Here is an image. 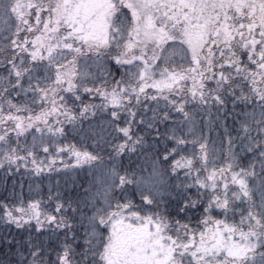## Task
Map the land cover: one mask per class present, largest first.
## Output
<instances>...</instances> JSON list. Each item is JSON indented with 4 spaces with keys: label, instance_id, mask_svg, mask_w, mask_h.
<instances>
[{
    "label": "snow or ice",
    "instance_id": "6c2138e0",
    "mask_svg": "<svg viewBox=\"0 0 264 264\" xmlns=\"http://www.w3.org/2000/svg\"><path fill=\"white\" fill-rule=\"evenodd\" d=\"M207 7L205 0H14L0 13V96L22 89L24 100L8 103L26 113L0 120V140L15 134L20 146L7 160L37 176L97 169L89 211L82 205L76 222L92 264H264V27L237 47L233 29L220 28ZM228 97L234 111L245 107L235 134L222 124L217 140L213 109L223 111ZM84 121L92 122L91 140L69 141V128L76 133ZM105 145L115 159L142 150L145 168L100 169ZM49 192L53 201L50 185ZM46 202L21 193L12 208L0 202V216L17 227L32 222L37 233L48 224L73 227L65 215L77 212L71 201L54 200L51 211ZM121 240L124 256L116 259Z\"/></svg>",
    "mask_w": 264,
    "mask_h": 264
},
{
    "label": "trees",
    "instance_id": "16d2710c",
    "mask_svg": "<svg viewBox=\"0 0 264 264\" xmlns=\"http://www.w3.org/2000/svg\"><path fill=\"white\" fill-rule=\"evenodd\" d=\"M22 2H26V0H22ZM8 4H14V0H0V13L3 12L4 7ZM245 14L246 12L244 11V17ZM239 18L241 19L242 16H239ZM245 21L244 19L236 22L234 16H232V26L234 23L241 24ZM16 22L15 13H13L12 23L15 24ZM2 35L0 34V36ZM241 43L238 40L233 41V44L237 47ZM0 60H2V54H0ZM17 63H19V60H17ZM4 75L5 73L0 71V76ZM3 83H6V81H0V84ZM2 91L3 89L0 87V92ZM16 93H19V95H15ZM9 97L17 105L24 100L22 89L9 88L5 95L0 96V120L8 112H12L13 115H26V113H16L11 108L8 103ZM231 101L232 97H228L223 111L217 108L213 109L212 119L215 121L216 129V132L212 134L214 139L218 140L224 137L222 124L230 128L233 134L236 132V121L239 119L238 113L243 111L245 106L237 103L235 106L236 110L234 111ZM197 116L200 119L201 127H203V116L200 113H197ZM217 116H219V119H217ZM100 118L98 116L97 120ZM91 123V121H84L83 126L76 133H73L69 128L67 139L81 143L80 136L84 135L90 141L91 136L88 128ZM12 124L13 122L9 120L7 126H12ZM5 127V125L0 124V134H3ZM142 130V125L137 126V132ZM114 137L115 134L113 133V143L116 142ZM26 142L25 139H21V143ZM13 145L16 146L18 151L20 150V146L16 145L15 134H11L8 137L7 143L0 140V164L4 165L0 167V202H6L8 207L12 208L19 202L20 194L23 193L25 201L37 196L47 201L46 203H42V207L49 211L53 207L54 200L62 199L66 206L71 201L76 207L77 212L73 213L71 208H67L65 215L70 218V222L73 224V227L70 229L67 227L60 229L55 225L48 224L46 225L47 231L40 233L36 232V226L32 222L25 223L21 220L22 227H17L15 223H6L4 217L0 216V264H58L59 256L65 252L67 253V264H92V257L88 255L87 251L90 246L85 243L86 237L82 226L76 222L79 219L82 205H84L82 209L84 212L87 213L89 211L87 207L88 198L97 188L95 183V178L98 174L97 169H89L85 166L82 170L53 171L37 176L30 170L26 171L23 166L17 170L16 166L9 165L7 155L11 153ZM89 147H91L90 143ZM236 150H240L239 142H237ZM100 155L103 159L100 169L115 166L121 173L125 171L129 173L132 171L141 172L147 164L142 150H138L135 153H125L124 156L115 159L110 149L105 145ZM20 163H28V167L31 168L30 161H22ZM9 167H11V174H9ZM37 185L40 186L39 190H36ZM49 185L51 186L53 201H48L47 199L50 195ZM57 192L60 193L59 196L56 195ZM128 194L131 196L133 193L129 192ZM117 195L123 197L124 193L120 192ZM113 253L114 258H116L117 252Z\"/></svg>",
    "mask_w": 264,
    "mask_h": 264
},
{
    "label": "rangeland",
    "instance_id": "374dc122",
    "mask_svg": "<svg viewBox=\"0 0 264 264\" xmlns=\"http://www.w3.org/2000/svg\"><path fill=\"white\" fill-rule=\"evenodd\" d=\"M205 2L208 5L205 15L215 19L222 29L232 26V16L236 22L246 20L241 24L234 23L232 26L239 43H243L245 39H251L254 33L259 34L264 27V0H205ZM244 11L246 12L245 17L243 16ZM239 16L242 18L240 19ZM240 25L244 27H239ZM238 33H243V36ZM260 39L264 41V36ZM257 47L259 48V45ZM113 252H117V259L124 256L123 240L115 244Z\"/></svg>",
    "mask_w": 264,
    "mask_h": 264
}]
</instances>
